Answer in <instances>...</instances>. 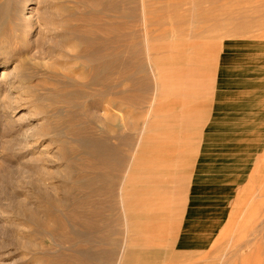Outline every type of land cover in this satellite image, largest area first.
Segmentation results:
<instances>
[{
	"label": "rangeland",
	"instance_id": "374dc122",
	"mask_svg": "<svg viewBox=\"0 0 264 264\" xmlns=\"http://www.w3.org/2000/svg\"><path fill=\"white\" fill-rule=\"evenodd\" d=\"M217 75L241 88L214 138L244 184L178 251ZM0 264H264V0H0Z\"/></svg>",
	"mask_w": 264,
	"mask_h": 264
},
{
	"label": "crops",
	"instance_id": "0c3cea01",
	"mask_svg": "<svg viewBox=\"0 0 264 264\" xmlns=\"http://www.w3.org/2000/svg\"><path fill=\"white\" fill-rule=\"evenodd\" d=\"M238 82L232 77H226L221 81L217 75L214 83L208 119L202 124L201 138L196 141L198 150L195 165L188 175L183 191L182 213L174 235V245L178 251H202L215 242L226 219L221 218V207L227 209L228 206V201L222 204L220 202L221 185H229L235 193L237 188H241L244 184V177L236 181L239 172L234 173L231 170L224 173L220 170L224 162L221 154L228 153L226 148L230 145L227 146L225 139L214 138L215 133L218 132L220 136L222 134L218 127L222 118H225L226 122L236 118V110L230 107V103L239 102L235 97V92L241 90L237 86ZM224 90L228 93L229 99H222L221 92ZM259 93L263 94V92ZM223 101H227V106L221 109L219 104Z\"/></svg>",
	"mask_w": 264,
	"mask_h": 264
},
{
	"label": "bare ground",
	"instance_id": "6f19581e",
	"mask_svg": "<svg viewBox=\"0 0 264 264\" xmlns=\"http://www.w3.org/2000/svg\"><path fill=\"white\" fill-rule=\"evenodd\" d=\"M30 3H33V0H30ZM32 33H33V30L31 29V31L29 32V35L32 34ZM143 36H144V35H143ZM152 39H153V38H152ZM146 51H147V50H146ZM116 60H117V58H116ZM116 62H118V60L115 61V60L113 59V61L111 60L110 62H108V64H106L105 67L110 66V65H112V64L115 65L114 63H116ZM104 63H107V61L104 62ZM109 64H110V65H109ZM97 65H98V64H97ZM97 65L95 66V65L93 64L92 66H94V69L97 67L96 69L99 70V69H98V66H99V65H98V66H97ZM101 65H102V64H100V66H101ZM113 65L110 66V67L113 68ZM103 68H104V66L101 67L100 69L103 70ZM114 68H115V66H114ZM91 69H92V67H91ZM94 69H93V70H94ZM97 70H96V71H97ZM116 70H117V69H116ZM98 72H100V71H98ZM98 72H97V74H98ZM115 72H116V71H115ZM101 73H102V72H101ZM109 73H110V72H109ZM111 73H113V72H111ZM97 74H96V75H97ZM119 74H120V73H119ZM100 75H101V74H100ZM102 75H104V74H102ZM107 76H108V73H107ZM110 76H111V74H110ZM97 77H98V76H97ZM97 77H94L93 79H95V81H96V80H97V79H96ZM108 77H109V76H108ZM116 77H117V75H116ZM116 77H114V78H116ZM100 78H101V77H100ZM105 78H107V77L105 76ZM114 78H113V79H114ZM120 78H121V77H120ZM88 79H90L89 76H88ZM91 79H92V77H91ZM91 79H90V80H91ZM98 79H99V77H98ZM101 79H104V77L101 78ZM99 81H100V79H99ZM103 81H104V80H102V81H100V82L103 83ZM118 81H119V80H118ZM150 81H151V80H150ZM86 82H87V81H86ZM114 82H115V81H114ZM87 83L89 84L90 82H87ZM93 83H94V82H93ZM93 83H92V84H93ZM103 84H104V83H103ZM105 84H106V83H105ZM108 84H110V83H108ZM111 84H112V83H111ZM101 85H102V84H101ZM112 85H113V84H112ZM106 86H107V85H106ZM108 86H109V85H108ZM102 87H103V86H102ZM102 87H101V88H102ZM113 87H114V86H113ZM114 88H115V87H114ZM102 90H103V89H102ZM59 93H60V92H59ZM62 93H63V92H62ZM114 94H116V93H114ZM117 94H118V93H117ZM66 95H67V92H65V96H64L65 98L67 97ZM68 95H69V94H68ZM70 95H71V94H70ZM139 96H140V95H139ZM140 97H141V96H140ZM70 98H71V96H70ZM70 98L67 97V98H66V101L70 102V101H71V100H69ZM129 98H130V97H129ZM106 105H107V104H106ZM119 112H120V111H119ZM69 113L71 114V112H69ZM69 116H71V115H69ZM69 116H68V117H69ZM73 116H74V114H73ZM73 116H72V117H73ZM70 118H71V117H70ZM72 119H74V118H72ZM70 128H71V126H70ZM74 129H76V128L74 127ZM74 129H73V131H74ZM77 129H78V128H77ZM71 131H72V130H71ZM69 132H70V129H69ZM80 132H81V131H80ZM72 133L74 134V132H72ZM77 133L79 134V132H77ZM77 133H75V134H77ZM78 134H77V135H78ZM77 135H75V136H77ZM78 137H79V136H78ZM128 138H129V137H128ZM78 139H79V138H78ZM87 153H88V151H87ZM87 153H86V154H87ZM90 153H91V152H90ZM92 153H93V152H92ZM88 154H89V153H88ZM88 154H87V156H88ZM95 156H96V155H95ZM82 157H83V156H82ZM93 157H94V156H93ZM131 157H132V156H131ZM90 159H91V158H90ZM90 159H89V160H90ZM84 160H85V159H84ZM96 160H97V159H96ZM96 160L93 159V161H95V162H96ZM97 161H98V160H97ZM88 162H89V161H88ZM90 162H92V160H91ZM120 162H121V161H120ZM86 163H87V162H86ZM97 163H98V162H97ZM93 164H94V163H93ZM99 164H101V162H100ZM95 165H96V163H95ZM95 165H94V167H95ZM110 165H111V164H110ZM98 167H100V166H98ZM110 167L113 168V165L110 166ZM114 167H115V166H114ZM83 168H84V167H83ZM85 169H86V168H85ZM89 169H90V168H89ZM92 169H94V168L92 167ZM95 169H96V168H95ZM100 169H101V168H100ZM114 169H115V168H114ZM102 170H103V169H102ZM108 170H109V169H108ZM89 171H90V170H89ZM112 171H113V170H112ZM115 171H116V169H115ZM90 172H92V171H90ZM94 172H96V171H94ZM95 175H96V174H95ZM99 176H100V174H99ZM102 176H103V175H102ZM104 176H105V175H104ZM100 179H101V178H100ZM90 182H91V181H90ZM91 183H92V182H91ZM88 186H89V185H88ZM90 186H91V184H90ZM119 187H120V186H119ZM73 202H74V201H73ZM76 204H77V203H76ZM74 207H75V206H74ZM73 211H74V210H73ZM54 217H55V216H54ZM58 218H59V217H58ZM58 218L56 217V219H58ZM51 230L53 231V229H51Z\"/></svg>",
	"mask_w": 264,
	"mask_h": 264
}]
</instances>
